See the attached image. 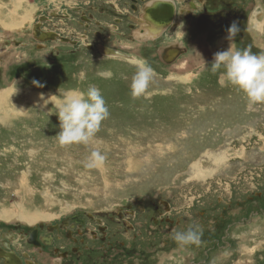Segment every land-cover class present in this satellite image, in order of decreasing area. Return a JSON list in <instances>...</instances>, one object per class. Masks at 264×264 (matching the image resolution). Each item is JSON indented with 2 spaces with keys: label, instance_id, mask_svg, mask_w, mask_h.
Wrapping results in <instances>:
<instances>
[{
  "label": "rangeland",
  "instance_id": "1",
  "mask_svg": "<svg viewBox=\"0 0 264 264\" xmlns=\"http://www.w3.org/2000/svg\"><path fill=\"white\" fill-rule=\"evenodd\" d=\"M246 1L244 40L240 32L206 42L187 23L165 41L151 32L143 43L116 39L117 48L98 50L100 38L77 25V14L112 0H0V238L9 233L24 247L34 224L78 215L84 236L97 233L83 243L95 264H264V103L249 107L242 91L221 86L223 69L211 72L214 54L231 45L264 50V0ZM37 26L75 51L37 39ZM174 37L190 48H176L172 61L164 52L172 48H147ZM136 60L155 72L149 98L131 96ZM90 86L110 115L93 145L61 147L54 101ZM93 146L106 161L86 169ZM22 215L31 217L24 223ZM190 225L202 229V243L181 247L172 232ZM42 256L34 263L52 264Z\"/></svg>",
  "mask_w": 264,
  "mask_h": 264
},
{
  "label": "flooded vegetation",
  "instance_id": "2",
  "mask_svg": "<svg viewBox=\"0 0 264 264\" xmlns=\"http://www.w3.org/2000/svg\"><path fill=\"white\" fill-rule=\"evenodd\" d=\"M112 1L107 3V5L99 4L95 8L90 6L89 11L86 10L77 14V25L89 31L93 35L94 40L100 38L99 40L104 46L97 45L96 48L98 50L101 47L117 48V42H114L116 39H127L132 43H143L145 42L143 38L151 32L152 34H156L159 31L162 32L163 39L161 41H165L167 33L170 34L177 28H179V31H183L187 23L189 28L192 29L188 28V31H194L197 36H203L206 42H208L209 38H213L216 35H227L226 38H228V29L233 22L240 29L237 36L240 32L244 33L245 38H242L243 40L247 39V33L250 31L249 29L247 31L246 27L248 24L245 18L248 13L246 9L248 3L246 0ZM40 13L41 11L37 13V16ZM53 13L58 14L60 17L63 16V18L69 17V20L72 18V14L61 13L60 15V13ZM38 18L41 22L40 25L43 22L47 23L49 20V17L44 13ZM56 18L59 17L56 16ZM245 28L246 32H244ZM41 33H45L43 38L52 39L49 40L56 44L55 48H68L65 46L63 38L59 37L57 33L47 30L41 31ZM238 38L240 37L238 36ZM161 41L159 42L161 44L159 47L155 45L152 47V43H148L147 48H190V42L183 37H174V39L168 40L164 44ZM172 42L174 44L170 47ZM176 42L182 44L176 47L174 46L177 45ZM91 47L89 45V48ZM68 49L71 52L75 51L71 48ZM180 52L182 53V51ZM55 53H57L56 50ZM85 226V221L78 215L70 216L59 223L49 225L46 223L34 224L25 230L24 247L14 246L13 242L16 238H13L8 233L6 238H0V264H38L34 262L41 260L43 258L42 255H45L47 252L50 254L52 264H83L82 259L84 255L88 258V262L84 264H95V257L88 252L91 248H87L83 244L85 242L84 237L88 235L84 236L86 231L83 227ZM89 234L90 236L88 235L87 239L98 238L97 233H94L92 230L89 231ZM60 239L65 240L72 246L64 250L59 249L57 241ZM99 255L101 260L102 257L105 258V255ZM110 261L111 259H109V263Z\"/></svg>",
  "mask_w": 264,
  "mask_h": 264
},
{
  "label": "clouds",
  "instance_id": "3",
  "mask_svg": "<svg viewBox=\"0 0 264 264\" xmlns=\"http://www.w3.org/2000/svg\"><path fill=\"white\" fill-rule=\"evenodd\" d=\"M239 30L238 25L233 22L228 29V38L232 40ZM133 66L136 72L131 78V96L133 99L149 98L148 90L155 72L146 60L133 61ZM211 72L213 74L221 72V86L230 84L242 91L249 107L264 103V50L254 54L251 46L238 50L231 45L227 50L214 54ZM54 103L60 127L56 134L59 145L61 147L73 144L93 145L103 121L110 115L100 90L95 86H90L86 92L70 89L62 93ZM105 161L106 155L100 148L93 146L83 166L86 169H98ZM202 235L203 231L199 225H190L185 231L173 230L172 239L181 247L200 246Z\"/></svg>",
  "mask_w": 264,
  "mask_h": 264
},
{
  "label": "water",
  "instance_id": "4",
  "mask_svg": "<svg viewBox=\"0 0 264 264\" xmlns=\"http://www.w3.org/2000/svg\"><path fill=\"white\" fill-rule=\"evenodd\" d=\"M35 33H36V37H37V39H45V38H42L43 37V35H45V33H41V32H39V30L37 29V27H35ZM42 36V37H41ZM47 39V38H46ZM45 39V40H46ZM181 50L179 49V52H180ZM165 53H166V56H165V59L166 60H170V61H172L173 59H175V55H176V53H177V50H176V48H172V49H169V50H165L164 51ZM110 53V52H109ZM167 56H168V58H167Z\"/></svg>",
  "mask_w": 264,
  "mask_h": 264
},
{
  "label": "bare ground",
  "instance_id": "5",
  "mask_svg": "<svg viewBox=\"0 0 264 264\" xmlns=\"http://www.w3.org/2000/svg\"><path fill=\"white\" fill-rule=\"evenodd\" d=\"M119 54V53H118ZM6 100H7V93L4 91V92H2L1 94H0V105L1 104H4L5 102H6ZM198 171V170H197ZM28 217H31V216H29V215H22V217H20V221H22V222H27V219H28ZM30 219V218H29ZM41 219V218H40ZM31 220H33V219H31ZM36 220V219H35ZM35 220H33V221H35ZM38 220V219H37ZM30 223L32 222V221H29Z\"/></svg>",
  "mask_w": 264,
  "mask_h": 264
}]
</instances>
